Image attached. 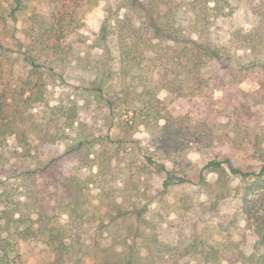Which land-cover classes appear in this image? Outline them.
I'll return each mask as SVG.
<instances>
[{
	"label": "trees",
	"instance_id": "trees-1",
	"mask_svg": "<svg viewBox=\"0 0 264 264\" xmlns=\"http://www.w3.org/2000/svg\"><path fill=\"white\" fill-rule=\"evenodd\" d=\"M34 1L12 0L8 15L0 16L2 29L9 23L15 28L18 17L29 13L22 19L19 36H0L2 68L11 71L21 64L25 69V77L16 86L6 81L0 90V264H22L20 244L35 240L46 247V264H209L217 260L220 252V241L215 236L230 237L238 221L236 216H225L218 223L210 216L220 217L221 206L236 196H240V212L247 227L256 236L251 252H239L238 264H264V139L257 141L256 137L250 147L259 163L257 170L234 167L233 158L227 155L223 160L208 161L197 182L191 183L167 167L169 156L181 149L176 147L180 137L172 140L170 131L207 148L223 146V151L230 145L234 147L236 139L216 134L214 122L206 118L191 122L192 119L173 114L175 108L190 104L204 88L217 85L225 94L231 75H239L241 81L257 78L264 103V0L255 4L254 27L245 33L234 31L238 36L244 33L239 49L255 54L249 58L236 55L228 46L229 40L227 44L219 43L209 32L213 22L209 11L217 22L229 17L225 11H230V0L110 1L100 29L92 33L89 48L93 53L84 57L66 43L71 23L55 30L66 16H60L56 26L49 27L46 18H52L50 13L37 11L32 7ZM180 6L185 11L182 16L178 15ZM54 30L62 37L50 45L48 36ZM73 60L76 66L72 67ZM144 62L147 66H143ZM70 64L87 74L86 85L72 87V95L66 93L67 97L54 100L46 79H54L57 69L63 71ZM207 70L213 77L211 74L207 78ZM63 74L59 76L62 81ZM138 86L143 90L135 95ZM161 91L172 98L167 106L158 97ZM236 97L238 109L242 108L250 122L259 111L258 106L255 110L245 102L248 94L240 92ZM78 98L102 106L107 120L119 129L123 125L127 129L144 127L150 144L159 149L153 154L155 162L144 153L147 163L142 164V171L149 170L148 164H155V174L164 176L155 193L156 202L164 201L176 186L194 188L191 194L182 191L179 196L174 195L177 223L168 222L166 228L161 223L151 225L154 218L149 215V205L131 201L135 195H131L130 180L126 189H119L124 201H116L112 192H103L107 197L103 198L107 221L94 213L88 215L84 198L87 185L109 183L106 177L113 180L116 176L111 160L119 163L128 155H121L118 150L123 140H116L120 146L110 154L104 146H113L114 141L109 137L97 139L86 132L87 126L78 115ZM243 133L237 144L246 148L251 140L246 131ZM8 138L12 139L10 145ZM98 144L101 150L96 149ZM36 145L41 150L47 146L55 151H50L53 155L44 160ZM6 147H11L13 162L6 157ZM132 157L126 158L131 166ZM69 158L79 165L77 175L65 174L61 168ZM29 160L35 162L33 168L25 167ZM96 161L95 175L82 178L81 170L91 168ZM211 175L213 178L209 179ZM232 178L238 179L240 190L229 187ZM200 194H209L210 201H201ZM62 214L67 218L64 223L60 222ZM129 220L131 223L127 224ZM208 227L212 231L206 235ZM121 228L128 229L127 233L120 235ZM119 239L120 243H114Z\"/></svg>",
	"mask_w": 264,
	"mask_h": 264
},
{
	"label": "rangeland",
	"instance_id": "rangeland-1",
	"mask_svg": "<svg viewBox=\"0 0 264 264\" xmlns=\"http://www.w3.org/2000/svg\"><path fill=\"white\" fill-rule=\"evenodd\" d=\"M11 1L12 0H0V16L2 15L3 17H6L8 15ZM110 1L111 3L113 2V0H42L41 2L40 0H35L32 7H35L37 11L38 9H41V12L43 13H50L52 18H49L48 16L46 18L49 21V27H55L57 24L56 20L60 16H66V21H62L59 25H57L55 30L60 29L63 25L71 23L69 24L67 35L63 32L66 35L65 38H67L64 39L67 41L66 43H71L72 47L80 57H84L89 53H93V51L89 48L93 38L92 33L97 32L100 29L102 19L105 15V7ZM258 1L259 0H230V11L229 8L225 11V13H230V16L219 22L213 19V12L209 11V14L211 15L209 18L213 21L210 25L211 28L209 29V32L213 35H211V37L215 36V38L219 40V43L226 42L227 44V41L229 40L228 46L232 48L236 55H247V58L253 57L255 54L249 52L250 50L246 49L244 51L239 49V47L242 46L239 39H243V34L252 29L256 24L254 23V13L256 11L254 7ZM176 2L179 3V0H176ZM179 5H183V3ZM181 9L182 8L180 6L178 10L179 16H182V13L185 12L184 10L181 11ZM26 15H29V13ZM52 15L56 19H54ZM185 15L190 18L189 14L186 13ZM25 16L22 15L18 17L19 20L15 28H13L11 23H9L8 27L5 29H2L0 25L1 38L8 39L6 36L11 34L19 36L21 34L20 28L23 25L22 19ZM55 30L50 36H48L49 39L47 41L50 45L57 42L58 38L61 39L62 37V34L60 33L58 35ZM236 30H243L244 33L238 36L237 33H234ZM254 37V40L257 41V32L254 34ZM256 53L259 54L260 52L256 51ZM1 59L2 58L0 56V61ZM71 63L72 67L73 65L76 66V61L73 60ZM147 64V62H144L143 66H147ZM55 72L56 77L54 79H46V84L54 100L61 96L67 97L65 95L66 93L72 95L73 90H71V88L86 85L85 81L88 79L87 74L77 68H71V64L67 69H64L63 71L57 69ZM62 73H64L62 76L65 79L64 81L59 78ZM24 74L25 69L23 65L17 64L11 71H9L6 70V68H2V63L0 62V90L3 89L5 85L4 82L6 81L10 82L12 87L16 86L20 79L25 77ZM211 74L213 77L214 74L207 70V78H211L209 76ZM230 77L229 89L228 87L226 88L227 90L225 94H222L219 88H217V85H210L198 92L191 100L190 104L182 103L183 106L175 108L173 114L180 115L187 119H192L191 122L205 118L208 119L210 123L214 122L216 134H228L236 139L234 147H231L230 145L229 148L223 151L220 149L223 146L207 148L205 144L201 142L188 140L183 135L175 136L174 132L170 131L169 134L171 135L172 140H174L175 137H180V143L176 147H181V149L177 148L178 150H175L174 154L169 156L168 159L170 162H167V167L170 170L175 171V175L177 177H182L191 183H196L203 165L212 159L223 160V158L227 155L233 158L234 167H240L243 171L258 169L259 163L256 160L253 151L250 150V147H252L253 143L256 141V137L259 138L257 141H261L262 138L264 139V103L260 100L259 87L257 86L256 81L257 78L256 80L246 79L241 81L240 76L237 74L231 75ZM142 90V86L136 87L135 95L140 93ZM240 92L250 95L249 99L245 102L252 106L253 109L255 108L256 110L258 106L259 111L255 113L254 118L250 122L246 120L245 115L242 114V108L238 109L239 102L236 96L240 95ZM158 97L162 100L161 104L163 103L164 106H167V103L171 102L169 99H172L171 96L168 98L166 92L164 91H161L158 94ZM54 100H51V102L55 103ZM64 102L67 103L68 101L65 100ZM78 115L79 119L86 124L87 133L93 135L94 138L97 139L103 140L106 139V137H109L112 141H114L115 144L113 146L104 144V147H106L110 154H114L115 147L120 146L116 140H123L124 143L119 147L120 149H118L119 151L121 150V155L126 154L128 156H133L131 158L133 166L127 163L128 161L126 158L128 156L126 155V158L121 159L119 163L115 162V164L114 161L111 160V166H113L114 170L116 169L114 171L116 176L113 180H111L110 177H106L109 183L99 184L98 182H95L87 185L86 191L84 192V198L88 215L94 213L96 216L98 215L102 217L104 221H107L108 217L104 215L106 210L103 199L106 195L103 192H112L116 201H124L125 199L123 194L119 192V189H126L128 181L130 180L133 186L130 189L132 194H130L135 195V197H131V201L139 203L140 206L149 205V215L151 214L154 218L152 219L151 225L154 223H156V225L161 223L160 225H162L163 228H166V224L168 222L175 221V223H177L178 215L174 210V195L179 196L182 191L184 194H191L194 188L190 190L189 187L183 189L176 186L169 191L164 201L161 203L155 201V193L158 189H160V183L162 182L164 176L163 174H155L158 168L155 164H148L149 170L142 171V164L147 163L146 159L143 158L144 153L151 155L153 162H155L156 157L153 156V154L155 150L159 149V147H156V149L153 148V145L150 144L144 127L138 126L136 129H127L124 128L125 126L123 125V128L119 129L107 120L106 110H104L102 106L95 103H86L82 98H78ZM245 131L248 135H250L251 140V143L248 144L246 148L237 144L241 141V137ZM6 142L10 145L12 143V139L8 138ZM168 144L169 141H166L165 145L167 146ZM35 147L38 153H40L39 155L44 156V160L48 159L50 151L51 153L55 151V149L48 148L47 146H45L44 150H41L42 147L39 148L37 145ZM10 149L11 147H6L4 148V151L6 157H9V161L13 162L15 158L9 155ZM96 149L101 150L102 148H100L98 144ZM19 151L21 153L25 152L21 149ZM32 153L33 155L38 154L36 152ZM51 155L53 154H50V156ZM96 163L97 161L87 170H81L79 175L82 178H84L87 174L89 176L92 174L95 175L98 171ZM20 165L22 166L23 164ZM34 166L35 162H33V160L26 161V168H33ZM61 168L65 174L70 175L75 173L77 175L78 171L76 169L79 168V165H77L75 160L69 158L67 163L63 161ZM212 178L213 176L211 175L209 179ZM229 187L240 190L241 184L237 178H232L229 183ZM209 198L211 199L209 194L207 196H201V194L199 195V199L204 201V203L210 201ZM239 198L240 196H236V198L227 199L221 206L220 217L214 216L218 214H213V216H210L211 218L209 217L210 220L218 223L224 221L225 216H236L238 219L237 228L230 237L224 236V238H220L215 236L214 239L220 241L218 246L220 252L217 260H214L209 264H238L239 252L243 251L249 253L252 251V244L256 241V236L253 231L247 227V222L244 220L240 212L241 203ZM56 215L59 216V210L56 212ZM66 219L65 214L60 215L61 223H64ZM203 219L205 218L203 217ZM126 223H131V220L126 221ZM192 223H194V221H192ZM200 225L202 226V223H200ZM127 230L128 229L121 228V231H119L118 229L120 235L127 233ZM211 231L212 229L208 227L205 230V234L207 235ZM120 242V239L114 241L116 244ZM19 251L21 254L22 264H46L49 260V254L47 253L46 247L37 240L31 242L26 241L25 243L20 244Z\"/></svg>",
	"mask_w": 264,
	"mask_h": 264
}]
</instances>
